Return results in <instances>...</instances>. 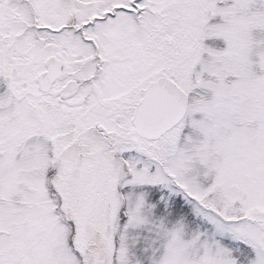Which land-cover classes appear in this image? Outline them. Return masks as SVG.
Returning a JSON list of instances; mask_svg holds the SVG:
<instances>
[{
	"label": "snow or ice",
	"instance_id": "6c2138e0",
	"mask_svg": "<svg viewBox=\"0 0 264 264\" xmlns=\"http://www.w3.org/2000/svg\"><path fill=\"white\" fill-rule=\"evenodd\" d=\"M0 264H264V0H0Z\"/></svg>",
	"mask_w": 264,
	"mask_h": 264
}]
</instances>
